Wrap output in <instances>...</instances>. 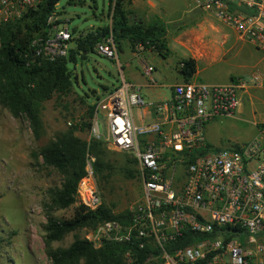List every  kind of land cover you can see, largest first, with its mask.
Masks as SVG:
<instances>
[{"label":"built area","instance_id":"obj_1","mask_svg":"<svg viewBox=\"0 0 264 264\" xmlns=\"http://www.w3.org/2000/svg\"><path fill=\"white\" fill-rule=\"evenodd\" d=\"M41 1L0 0V24L19 19ZM191 1L264 54V0ZM46 24V35L32 41L34 55L50 62L66 58L72 35L57 8ZM141 47L135 44L137 51ZM94 51L117 63L121 81L94 103L89 135L132 156L142 197L126 224L105 221L87 240L95 247L138 240L143 248L151 242L163 264H264V132L228 149L211 148L203 136L205 123L235 115L246 84L235 78L225 84L191 78L172 85L169 97L146 103L142 87L122 75L113 36L97 43ZM141 61L146 86L162 89L153 78L155 68ZM93 162L86 155L85 176L76 190L77 203L89 211L101 205ZM184 230L199 239L168 253L166 244ZM125 256L131 261L129 252Z\"/></svg>","mask_w":264,"mask_h":264},{"label":"rangeland","instance_id":"obj_2","mask_svg":"<svg viewBox=\"0 0 264 264\" xmlns=\"http://www.w3.org/2000/svg\"><path fill=\"white\" fill-rule=\"evenodd\" d=\"M131 1L134 15L142 24L160 22L172 34L196 31L203 36L197 54L204 58L197 63V73L192 78L194 81L225 84L235 78L246 84V92L240 95L241 104L233 117L217 118L204 124L203 136L211 148L228 149L243 145L258 137V130L264 132L262 52L239 40L231 29L214 16L196 8L191 0ZM56 8L69 31L76 32L75 36L113 25L114 5L110 0H60ZM73 46L72 43L70 48ZM167 46L166 56L154 51L145 52L141 47L142 52L133 57L130 50L136 49L135 46L131 48L127 41L122 42L119 58L125 80L145 84L139 65V60H143L155 68L153 78L158 84L168 86L182 82L179 62L191 56L189 49L175 44L171 39H167ZM126 61L130 63L129 68L125 66ZM67 68L73 73L74 88L70 94L55 95L43 104V134L40 140L34 138L26 120L13 118L0 106V264H51L46 254L48 247L67 248L75 237L87 239L97 228H83L67 234L60 241L49 245L46 243L45 204L49 200V190L60 185L61 176L53 168L45 166L40 158L35 159L33 154L53 140L57 133L72 126L78 127L75 132L77 137L89 142V130L85 132L79 129L81 123L86 121L87 106L103 95L104 88H115L121 81L117 63L99 56L94 50L86 54L85 60L78 57L75 63H68ZM92 91L95 93L92 94ZM167 94L168 89L164 87L142 88L146 103L157 101ZM100 119L104 122L102 114ZM105 148L112 170L104 179L94 176L101 203L115 214L130 212L142 197V184L134 172L137 167L125 163L129 154ZM73 207L57 210L53 215L68 219L73 214ZM145 264H163V261L159 255L149 258Z\"/></svg>","mask_w":264,"mask_h":264},{"label":"trees","instance_id":"obj_3","mask_svg":"<svg viewBox=\"0 0 264 264\" xmlns=\"http://www.w3.org/2000/svg\"><path fill=\"white\" fill-rule=\"evenodd\" d=\"M59 1L42 0L36 9L26 10L19 19L0 24V106L13 118L26 120L36 140H40L43 134V104L55 95L70 94L74 88V76L67 64L75 63L78 57L85 60L86 54L109 35L113 36L118 51L122 50V42L127 41L131 48L141 44L144 49H152L161 56L168 54L163 41V24L152 22L145 25L130 21V16H133L129 9L130 1L115 0L112 27L107 25L78 36H75V31H71L74 46L66 58L53 62L41 59L34 55L32 41L46 35L47 18L56 10ZM180 63L183 66L178 69L179 74L184 81L190 80L196 73L195 60L182 59ZM93 109L94 104L87 106L86 121L81 123L80 130L88 132ZM77 130V126H72L57 133L53 140L39 147L37 153L33 154L35 159L40 158L45 166L53 168L61 176L60 185L49 190V200L45 204L44 231L47 245L83 228L94 229L105 221L126 224L130 218L129 212L115 214L102 203L94 211L77 203L76 190L79 181L85 176L86 155L94 158L92 166L96 178L104 179L112 170L103 143L80 139L75 135ZM125 163L136 165L131 155L126 156ZM134 172L137 174V171ZM71 206H74L73 214L68 219L53 215V212ZM199 237L184 230L174 241L166 244V251L172 254L195 243ZM138 244V240L130 244L105 242L95 247L91 241L75 237L67 248L48 247L46 254L51 264H145L149 258L159 256L160 251L151 243L143 248H139ZM127 252L131 254L129 262L125 256ZM211 256L212 253H209L207 259Z\"/></svg>","mask_w":264,"mask_h":264},{"label":"crops","instance_id":"obj_4","mask_svg":"<svg viewBox=\"0 0 264 264\" xmlns=\"http://www.w3.org/2000/svg\"><path fill=\"white\" fill-rule=\"evenodd\" d=\"M130 3L131 4H130V8L129 9L131 10L132 15H133V16H130V21L137 22V23L141 24L140 22L137 21V16L134 15L133 2L131 1ZM151 23L152 22H149V23L144 22L145 25H148V24H151ZM164 29H165V35H164L163 41H164V44H165L166 48H168V46H167V39L173 40L175 42V44H177L179 46H182L184 48H188L189 49V52L191 54V56L188 57V58H192V59L195 60V62H196V73H197V63L204 58V57H201L200 55L197 54L198 53V48L203 43V36L202 35L200 36L199 34H197L196 31H189V32H186L185 31V32H180L179 34L176 35V34H174L175 32L172 34L168 28L164 27ZM172 36H174V37H172ZM170 37H172V38H170ZM188 37H190V38H188ZM141 50L142 49H140V51H137V49H134V50H130V52H131V55L133 57H136V56H138L142 52ZM143 51H145V52H147V51L148 52H151L149 49H144ZM121 53H122V50L119 51V57H120V54ZM188 58H184V59H188ZM119 62H120V58H119ZM120 65L123 68V65L121 64V62H120ZM139 65H140V67L142 65V61H140V60H139ZM125 66L129 68L130 67V63L128 61H126ZM141 77L143 78L142 75H141ZM182 81H184L183 78H182ZM135 84L141 86L142 88L145 87V88H148V89H157V88H149V87H147L146 86V82H145V84H142V85L141 84H138V83H135ZM163 86H164V88L168 89L167 96L166 97H163V98H167V97H169L170 87L172 85L166 86V85L163 84ZM163 98H160V99H163Z\"/></svg>","mask_w":264,"mask_h":264}]
</instances>
